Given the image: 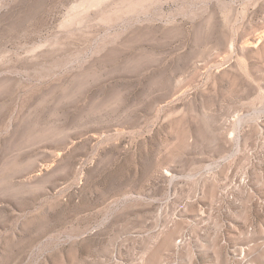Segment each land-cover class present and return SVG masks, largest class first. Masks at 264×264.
Instances as JSON below:
<instances>
[{"label":"rangeland","instance_id":"obj_1","mask_svg":"<svg viewBox=\"0 0 264 264\" xmlns=\"http://www.w3.org/2000/svg\"><path fill=\"white\" fill-rule=\"evenodd\" d=\"M0 264H264V0H0Z\"/></svg>","mask_w":264,"mask_h":264}]
</instances>
